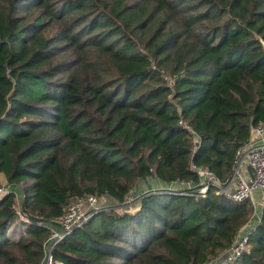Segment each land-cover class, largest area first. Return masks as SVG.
Returning a JSON list of instances; mask_svg holds the SVG:
<instances>
[{
    "label": "trees",
    "instance_id": "trees-1",
    "mask_svg": "<svg viewBox=\"0 0 264 264\" xmlns=\"http://www.w3.org/2000/svg\"><path fill=\"white\" fill-rule=\"evenodd\" d=\"M257 124L264 0H0V174L22 192L19 213L0 197V264H46L85 194L112 202L50 264H203L250 201L180 187L116 206L147 177L196 183L190 162L227 183ZM248 241L227 264H264V207Z\"/></svg>",
    "mask_w": 264,
    "mask_h": 264
},
{
    "label": "built area",
    "instance_id": "built-area-1",
    "mask_svg": "<svg viewBox=\"0 0 264 264\" xmlns=\"http://www.w3.org/2000/svg\"><path fill=\"white\" fill-rule=\"evenodd\" d=\"M169 83L173 82L170 78H165ZM264 124H257L253 127L250 141L242 151V158L240 157L235 164L234 171L231 179L222 184L214 174H212L207 167L196 166L190 162V169L195 171L198 175V181L196 183H179L182 184L183 189H192L196 196H204L210 188L214 192L222 197L234 201L255 202L254 193L259 191V205L260 210L264 207ZM188 129L189 127L186 126ZM191 131V130H190ZM192 133V132H191ZM193 144L196 139L192 136ZM194 150V148H193ZM245 165L248 169L247 172H243L241 164ZM167 189V188H166ZM176 189V188H168ZM14 193L16 199V191L14 186L0 182V197ZM185 193V192H183ZM138 198H132L130 195L126 198L122 207H126L128 203L137 201ZM133 202V203H134ZM17 203V201H16ZM19 205V204H18ZM254 205V204H253ZM99 199L92 194H85L83 196H76L72 198L66 211L57 219V224L60 231H53L50 237L52 243L47 247L46 264H50L52 261L51 250L54 244L62 239L65 235L72 232L74 229L82 226L96 211L100 209ZM14 208L19 213L20 205L18 208L14 205ZM261 211L254 214L251 220L254 222V226L259 223ZM249 233V232H248ZM248 233L241 234L238 232L232 243L217 257L208 259L203 264H227L234 262L243 254L249 252ZM62 264V263H61Z\"/></svg>",
    "mask_w": 264,
    "mask_h": 264
},
{
    "label": "crops",
    "instance_id": "crops-1",
    "mask_svg": "<svg viewBox=\"0 0 264 264\" xmlns=\"http://www.w3.org/2000/svg\"><path fill=\"white\" fill-rule=\"evenodd\" d=\"M263 127H264V125H263ZM241 167H242V171L243 172H247L248 173V169L245 167V165H244V163L243 164H241ZM145 181H147V179H144V180H139L138 182H137V185H136V187H135V189L134 190H136V191H138L137 192V194L136 195H133L134 197L133 198H138V196L140 195V194H143L144 192H146V191H151V189L152 190H157V189H166V188H171L170 186L171 185H173V184H176V185H182V184H177V183H169V184H171V185H169L168 183H163V182H161L160 180L158 181V179L156 178V179H154L153 180V183H151L150 182V185L148 186V185H144L145 184ZM0 182L1 183H6V180H5V178H4V175L3 174H0ZM17 187V189H16V201H17V203L18 204H20L21 203V200H22V192H21V189L18 187V186H16ZM180 187H182V186H176L175 188L177 189V188H180ZM145 188V189H144ZM147 189V190H146ZM148 189H150V190H148ZM134 190H133V192H134ZM258 196H259V191H255V193H254V198H255V203H256V205L255 206H258L257 204H258ZM257 199V200H256ZM251 202V201H250ZM137 204V203H136ZM135 204V205H136ZM251 204H252V202H251ZM253 205V204H252ZM254 206V205H253ZM261 208L259 207L258 208V210L259 211H261L260 210ZM254 227V224L253 225H247V224H245L240 230H239V233H241V234H247L248 232H250V230L252 229Z\"/></svg>",
    "mask_w": 264,
    "mask_h": 264
},
{
    "label": "rangeland",
    "instance_id": "rangeland-1",
    "mask_svg": "<svg viewBox=\"0 0 264 264\" xmlns=\"http://www.w3.org/2000/svg\"><path fill=\"white\" fill-rule=\"evenodd\" d=\"M241 158H242V154H241V156H240ZM145 179H147V181H145V184L144 185H150V182L151 183H153V180L154 179H156L155 177H147V178H145ZM142 180H144V179H142ZM159 181V180H158ZM137 185V184H136ZM169 185H171V184H169ZM178 187V186H182V185H176V184H173V185H171L170 187L171 188H175V187ZM136 187V186H135ZM16 189H17V187H14V190L16 191ZM135 189V188H134ZM133 189V190H134ZM145 189V188H144ZM133 190L131 191V193H130V196L133 198L134 196L133 195H136L137 194V192L138 191H136V190H134V192H133ZM147 190V189H146ZM148 190H150V189H148ZM151 191H152V189H151ZM147 192V191H146ZM145 193V192H144ZM140 196V195H139ZM139 196H138V198H139ZM128 197V196H127ZM135 199V198H134ZM257 200V199H256ZM112 201H110V200H108V199H106V198H99V205L100 206H105V205H107V204H109V203H111ZM134 202V201H133ZM133 202H131V203H128L127 205H125L126 207V209H128V208H130V206L133 204ZM253 204H254V207H253V212H252V214H251V216H250V218H249V221L247 222V225H253L254 224V222L251 220V218H253V216H254V214L255 213H257L259 210H258V208L260 207V205H259V200H258V206H255L256 205V203L255 202H253ZM13 205H15L17 208H18V206L20 205H18V203H16V199H15V197H14V199H13ZM128 210H130V209H128ZM254 219V218H253ZM221 253V252H220ZM219 253V254H220ZM215 257H217V256H215Z\"/></svg>",
    "mask_w": 264,
    "mask_h": 264
},
{
    "label": "water",
    "instance_id": "water-1",
    "mask_svg": "<svg viewBox=\"0 0 264 264\" xmlns=\"http://www.w3.org/2000/svg\"><path fill=\"white\" fill-rule=\"evenodd\" d=\"M123 204L122 205H117L116 208H122ZM106 208H113L112 206L110 207H106Z\"/></svg>",
    "mask_w": 264,
    "mask_h": 264
}]
</instances>
